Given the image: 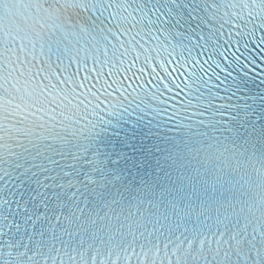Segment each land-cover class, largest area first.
<instances>
[{
  "label": "snow or ice",
  "instance_id": "1",
  "mask_svg": "<svg viewBox=\"0 0 264 264\" xmlns=\"http://www.w3.org/2000/svg\"><path fill=\"white\" fill-rule=\"evenodd\" d=\"M0 264H264V0H0Z\"/></svg>",
  "mask_w": 264,
  "mask_h": 264
}]
</instances>
